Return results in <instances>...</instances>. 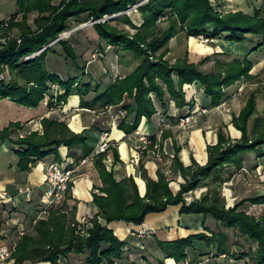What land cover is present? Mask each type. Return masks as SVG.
Segmentation results:
<instances>
[{
  "label": "trees",
  "instance_id": "trees-1",
  "mask_svg": "<svg viewBox=\"0 0 264 264\" xmlns=\"http://www.w3.org/2000/svg\"><path fill=\"white\" fill-rule=\"evenodd\" d=\"M142 1L145 2L138 7L142 24L134 27V35L118 30L109 22L93 26L100 41L129 52L140 60L131 74L115 80L102 92L99 93V84L92 87L90 83L76 91L78 77L62 80L58 75L50 73L45 60L48 54L54 53L52 48L34 56L68 31L71 19L85 16L86 21L100 20L105 16L125 12ZM32 14H35L33 26L28 23ZM120 20L132 25L126 14ZM159 20L163 22L159 23ZM5 23L0 21V40L6 39L5 43L0 42V75L7 73L9 79H0V99H8L27 108H38L46 94H49L50 83H56L64 89L56 97L58 104H65L69 96L76 94L81 98L82 107L87 106L83 99L91 91L99 93L92 102L99 103L101 107L118 106L128 98L132 104L122 106L126 116L118 125V129L125 135L134 133L142 118L149 121L157 113L152 94L164 112L167 108V94L178 108H182L185 106L184 86L197 83L204 88V95L211 99V106L217 107L226 89L242 78L255 79L249 74L252 64L246 59L219 65L215 73L199 70L197 65L189 63L187 56L170 64L164 60L167 51L165 47L176 35L184 33L188 38L204 36L213 40L223 36L233 43H244L250 35L259 38L250 53L264 46L263 10H255L253 15L242 12L222 14L209 0H60L58 4L54 0H16V12L8 20L6 28ZM14 29L19 31V37L10 38L9 34ZM57 44L65 59L77 61L67 41L60 40ZM48 105H53V102L50 101ZM255 113V95L252 93L239 115L233 117V125L241 132L240 140L226 145L225 140L219 137L215 146H207L208 160L204 165L193 162L191 166H184L178 157L180 149L174 147L172 169L184 180L175 194L164 173L159 169H146L141 160L138 170L146 183L145 195L141 197L133 177L117 181L113 171H107L103 161L108 153H111L114 163L119 162L116 148L95 155L94 165L103 187L97 188L99 194H92V202L98 213L90 219L91 227L85 230L79 228L75 220L76 206H69L67 198L61 206L50 211L47 219L37 222L32 234L18 241L13 255L15 262L60 264L63 258L75 253L85 254L83 264H116L123 258L126 243L108 227L110 223L141 225L148 214L164 212L169 206H180V214L210 216L224 228L237 229L257 244L256 251L249 254L253 263L264 264V218L256 219L239 211L245 203L264 205V194L242 199L231 209H226L219 193L213 191L189 203L184 199L185 194L202 187L208 179L213 183L225 181L222 176L224 167L230 165L240 169L243 154L255 152L259 159L264 158V116L256 118L251 131H248V122ZM129 117H133L131 124L127 123ZM41 125L42 133L32 132L16 139L11 137L13 131L22 127L20 123H10L0 129V142L9 141L17 147V166L21 172L30 171L38 162L50 156L59 162L60 147L79 151V156L70 154L77 162L93 154L94 149L87 143L88 138L74 133L67 124L44 118ZM169 135L164 132L162 139ZM197 241H204L208 249L213 246L216 249L215 257L228 251L227 237L223 232L211 238L201 233L158 243V246L178 264L186 260L187 250L193 249ZM209 254L208 251L205 255Z\"/></svg>",
  "mask_w": 264,
  "mask_h": 264
},
{
  "label": "crops",
  "instance_id": "crops-1",
  "mask_svg": "<svg viewBox=\"0 0 264 264\" xmlns=\"http://www.w3.org/2000/svg\"><path fill=\"white\" fill-rule=\"evenodd\" d=\"M131 13L128 16L132 25L140 27L142 24L140 12ZM122 16H119L114 22H119L123 28L130 30V32L135 31L134 27L121 22ZM34 18L35 14H32L28 20L29 25L33 26ZM75 22L77 24L84 23L86 22V17L71 19L70 25ZM75 34L72 37V47L75 50L79 48L82 52H86L85 55L81 54L83 57L79 59L85 64L83 70H76L75 72L73 70V73L65 72V74L47 70L58 75L62 80L69 77H78V83L75 87L76 91L82 88L83 85L90 83L92 87L99 84L101 86L100 93L108 85L114 83L115 80L125 78L136 69L137 61L126 63L124 61L125 54L120 52L119 48L100 41L94 28L79 30ZM17 37L14 36V38ZM194 40L190 39L191 45ZM213 42L215 46L207 47L206 50H200L199 52H197V45L193 44L192 51L195 53L194 56L210 55L214 51L220 54L225 52L224 50L231 52V46H237L238 49L242 48L240 44L233 45L230 42H227L230 46L225 45L226 42L223 36L220 39L213 40ZM96 50L102 53V57L98 62L90 63V55ZM262 50L263 48L258 50L261 57L263 56V53L260 52ZM248 53L249 50L244 54L249 55L248 59L250 61L258 55L257 52ZM244 54L243 56H245ZM252 63V74L256 75L255 73L264 69V56L257 62L253 60ZM184 92L185 106L182 108H178L168 94L166 95L167 108L165 112L152 94L151 98L157 113L149 121L142 118L138 129L128 135L119 130L118 125L126 116V110L122 108V105L132 104V101L125 99L122 105L101 107L99 103L92 102L99 94L93 91L83 99L87 103V106L84 107L81 105L80 96L76 94L69 96L66 103L58 108H51L45 100L38 108H27L16 105L15 102L8 99H0V129L5 128L10 123H20L22 127L13 131L11 137L16 139L17 137L23 138L32 132L41 133V121L44 118L63 122L74 133L85 135L88 138L87 143L93 147V154L102 142L104 135L107 134L110 147L116 148L119 155V162L114 163L111 153L108 154L107 160L103 162L107 171H113L117 181L133 177L138 186L140 196L143 197L146 192V183L142 179L138 168L129 164L131 158L137 154L139 136L143 135L152 138L157 136L162 130H170V136L166 141L167 152L174 153V147H178L180 149L178 157L184 166H190L193 161L203 165L208 160L207 146L217 143L218 126L221 125L222 121L229 125L226 120L235 112L231 110L232 108L228 110L224 109V107H231L232 102H236L235 99L240 97L235 88H229L227 99H225L228 101H224L222 105L214 108L211 106V99L204 95L202 86L198 84L186 85L184 86ZM231 94L233 96L229 98ZM195 105L207 110V113L205 115L196 114L193 122L189 125L188 132L184 133L177 127L178 118L188 114ZM132 121L133 117L127 119L128 124H131ZM230 131L232 136L238 138L239 133L235 129L230 127ZM16 150L17 147L9 141L0 142V246L13 243H16L17 246L18 241L22 238L18 235L20 230H24L25 235L32 234L34 228L32 222L40 210V198L46 188L43 164L56 162L53 156H50L38 162L30 171L23 173L17 166L18 156L15 153ZM58 152L60 157L58 164L75 168V173L69 182L63 203L69 198L66 202L69 206H76L75 220L78 222L79 228L88 229L91 227L90 219L98 213L97 207L92 202V194H99L100 191L97 188L103 187L98 170L94 165V158L88 159L85 164H81L83 159L77 162L70 155L73 153L79 156V151L60 147ZM255 161L258 168H264V158H255ZM142 163L146 169H154V159L152 157L143 158ZM177 178L179 179L180 176ZM27 187L31 190L30 201L28 202H26L25 192ZM2 193H5L6 196H1ZM263 193H259L256 196ZM179 210L180 206H169L164 212L148 214L141 225L124 222L110 223L108 227L113 230L121 241L126 243L123 248V258L116 264H177L174 259L166 256L158 246V243L172 242L201 233L207 238H211L212 235L218 233L217 229H221L219 223L210 216L180 214ZM205 244L204 241L195 242L194 248L187 250L186 260L178 264H195V262L205 257L208 251L212 255L215 254L216 249L213 246L208 249ZM240 251L243 250L241 249ZM84 258L85 254L71 253L66 258H63L60 264H83ZM247 260L248 258L237 260L236 264H246ZM12 264L17 263L14 260ZM22 264L50 263L26 261Z\"/></svg>",
  "mask_w": 264,
  "mask_h": 264
},
{
  "label": "rangeland",
  "instance_id": "rangeland-1",
  "mask_svg": "<svg viewBox=\"0 0 264 264\" xmlns=\"http://www.w3.org/2000/svg\"><path fill=\"white\" fill-rule=\"evenodd\" d=\"M59 1L60 0H54V3L58 4ZM15 2H16V0H0V20L1 21H5L8 24V20L11 18V15L14 14L16 11ZM144 2L145 1H142L141 4H143ZM209 3L218 12H220L222 14L242 12V13L247 14V15H253L254 11L259 10V9L263 10V12H264V0H209ZM138 7L136 9H132L133 7L128 8L130 10L126 11V13H125L127 15V17L129 18L128 15H131L132 14L131 12L138 11ZM120 16H122V15H120ZM118 17H119L118 14L112 15V16H105L104 18L100 19V21H102V22H99V23L109 22L110 25H112L113 27H116L118 30L123 31V32L129 34L130 36L134 35V33L136 31L130 32V30L123 28L119 22H114V20L117 19ZM17 18L19 19V16ZM91 21H94V20L86 21V22L81 23V24H77V22L71 24L70 29L68 31L64 32L63 34H61L57 38V39L60 38L58 41L56 39L53 42L48 43L44 48H42L40 50L42 52L47 48L53 49L54 53L48 54L47 56H49V57L48 58L46 57L47 59L45 60L46 68L49 71H53V72L58 71L59 73L65 74V72L73 73V70H74V72L76 70H78V71L83 70V67L85 66V64L83 62L79 61V59L82 58L83 57L82 55H85L86 52H82V50L79 48L75 50L72 47V44H73L72 43L73 42L72 37L74 35H76L75 33L78 32L79 30H86L88 28H93V26L95 24L90 25ZM96 21H98V20H96ZM160 22L162 23L163 21L159 20V23ZM7 26H5V28ZM130 26L134 27L133 25H130ZM14 36L19 37V31L17 29H14L9 34L10 38H14ZM190 39H195L192 42H194L193 44L197 45V47H198L197 52H199L200 50H206L207 47H211L214 45L213 39L209 38L210 42L208 44H204L201 42L200 36L197 38H195V37L188 38V37H186V35L184 33H182V34L180 33V34L176 35L175 37H173L169 41V43L166 45L165 49L167 51H166V54L164 56V60L168 61L170 64H173L176 60L183 59L185 56H187L189 63L197 65L199 70H201L205 73H215L218 71L219 65L220 66L228 65V64H231L234 60H243V59L248 60L252 64V69H253L252 61L254 60V62H257L258 60H261L262 57L264 56V46L262 47L263 50L260 51L261 53H263L262 57H261V55H259L258 50L255 51V52H257L258 55L255 56V59H253L252 61H250L248 59L249 55L244 54L248 50H249L248 54H251L250 53L251 50L259 42L258 37H254V36H250V35H248V40L244 43L230 42V43H233V45L234 44H240L242 46L241 49H238L237 46H231V48H232V49H230L231 52L229 50H227V51L224 50L225 52L220 54V53L214 51L210 55L204 54V55L197 56V57L194 56L195 53H193V51H192L193 44L191 45ZM223 39L226 42L225 45H228L227 42H229V41L225 40V38H223ZM60 40L67 41L69 43V45L73 48V50L77 56L76 62L65 59V57L63 56L61 47L57 44ZM5 41H6V39L0 40V42H2V43H5ZM228 46H230V45H228ZM119 50H120V52H123L125 54L124 61L126 63H130L131 61H137L138 65H139L140 60L135 59L133 54L126 52V51H122L120 48H119ZM96 51H98V50H96ZM96 51L92 52V54L90 55V63L91 62H94V63L98 62L101 59L102 53L100 51H98V52H100L101 57H97L96 59L92 58V55ZM243 54L245 56H243ZM235 57H237V58H235ZM193 61H195V62H193ZM252 69H251L249 74H250V76L254 77L255 79L248 80V79L242 78L239 82H237L235 85L230 87V88H235L237 94L240 97L235 99L236 102H232L233 104L231 105V107H224V109H228V110H230L229 108H232L231 110H234L236 112V113L233 112L232 113L233 115L229 119L226 120L227 122H229V125L227 123H225V121L221 120L222 121L221 125L218 126V131H217L218 139H219V137H222L225 140L226 145L232 144V143L240 140V138H241V132L233 125V117L238 116L239 113L241 112V110L245 107L246 101H247L250 94L253 93L255 95L256 113L248 122V131L249 132L251 131L253 121L256 118H260V117L264 116V69L259 71L258 73H255L256 75L252 74ZM3 78H5L6 80L9 79L7 76V73L5 75H0V79H3ZM194 84H197V83H194ZM241 87H242V91H239V89ZM61 89H62L61 92L63 93L64 89L63 88H61ZM228 89L225 90V96L223 97L220 105H222L224 101H228V100H225V99H227ZM203 92H204V88H203ZM232 96H233V94H231L230 97L229 96L228 97L231 98ZM50 99H52V98L50 97L49 99L46 100L47 104L50 103ZM125 99H128V98H125ZM122 103L120 105H122ZM63 105H64V103L58 104L57 100H56V102L53 103V105H48V106H50L51 108H58V107H62ZM123 105H125V104H123ZM1 106H3V105H1ZM202 110H205V109H202L201 107L195 105V107L192 110H190L188 114L184 115V116L190 115L193 118L191 120V122L184 129L179 128L178 122H177V127L179 128V130H181L184 133L188 132L189 125L193 122L195 115L196 114H201V115L204 114L205 115L207 113V110H205L206 111L205 113H202ZM181 117H183V116H181ZM179 118H178V120H179ZM229 126L233 129H235L239 133L238 138L232 136V133L230 131ZM164 132H167L170 134L171 131L170 130H162L161 132H159V134L157 136L152 137L153 139L151 138V141H153V145H149L147 151H144V152H142L141 155H139L138 165L136 167L139 169L140 162L143 158L152 157L154 159V170L159 169V170H161V172L164 173V175L168 179L170 189L173 190L172 192L175 194L179 190V185L181 183H183L184 180L181 178V176L178 173H176L172 169V161L174 159L175 152L174 153L173 152L172 153L167 152L166 141H167L168 137L165 139H162V134ZM217 143H218V140H217ZM215 145H208V146H215ZM110 148H112V147H110V144H109V148L107 149V151H109ZM151 151H154V153L153 154L150 153ZM143 154H145V157ZM107 158H108V156H107ZM107 158L105 160H107ZM242 158H243V163H242V165H241L242 167L240 169H237L235 166H230V165L224 167V171H223L222 176L224 177L225 181H223L221 183H213V181L211 179H208L205 181V183L202 187H199L196 190L185 194L184 195L185 201L189 203V202H192L193 200H199L203 195L207 194L209 191H213V193H215V194L219 193L220 199L223 202L225 208L231 209L235 206V204L240 202L242 199L252 198V197H255L259 193H263L264 192V168H258L257 167V163L255 161V158H258L257 153H255V152L247 153V154L245 153L242 155ZM133 166H135V165H133ZM178 176H180L179 179L177 178ZM204 187H206V188H204ZM263 194H261V195H263ZM239 211H242L245 214L252 216L256 219L264 218V205H252L249 203H245L239 209ZM219 226L221 227V229H217V231L223 232L227 237V250L228 251L225 255L227 256V258L232 259L233 263H227L226 261L219 259L218 257H215L214 254L213 255L209 254V255H206L207 257L211 256V261L209 262V264H213V263H216V264H226V263L227 264H236L237 260H239V261L242 259L245 260V258H248L246 264H254L253 260L250 258L251 255H249V254L256 251L257 244L255 242L248 240L237 229L224 228L220 225V223H219ZM241 249L243 251H240ZM247 251H249V252H247ZM241 257H243V258H241ZM13 259H14V257H13ZM197 262H195V264ZM218 262H220V263H218Z\"/></svg>",
  "mask_w": 264,
  "mask_h": 264
},
{
  "label": "built area",
  "instance_id": "built-area-1",
  "mask_svg": "<svg viewBox=\"0 0 264 264\" xmlns=\"http://www.w3.org/2000/svg\"><path fill=\"white\" fill-rule=\"evenodd\" d=\"M141 3L133 6L132 9H136ZM130 10V9H129ZM163 20V19H162ZM161 21V20H160ZM102 22L100 20L98 21H91L90 25L96 24ZM5 26H7V22L5 23ZM60 39V38H59ZM57 39V41L59 40ZM201 42L204 44H208L210 42V39L205 38L203 36H200ZM41 51L37 52L34 56H37L40 54ZM33 56V57H34ZM97 57H101L100 52L96 51L92 58L96 59ZM30 58V57H28ZM27 58V59H28ZM49 94H46L45 101L49 99L53 103L56 102V97L58 94H61L62 89L61 86L56 83H50L49 85ZM239 91H242V87L239 89ZM205 110H202V113H205ZM192 116H183L180 117L178 120V127L184 129L192 120ZM139 146L137 148V154L135 157L131 158L129 161L130 165H138V157L142 154V152L147 151L149 145H153V141H151V138L148 136L140 135L138 138ZM109 148V142H108V135L105 134L102 142L99 144L98 148L96 149V152L92 156H88L85 159L81 161V164H85L88 159L94 158L95 155L104 153ZM150 153H154V151H151ZM45 168V185L46 188L44 189L41 198H40V210L38 214L33 219V226L37 224L39 220L47 219L49 217L50 211L52 209H56L59 206L62 205L65 196L68 191L69 182L71 181L72 175L75 173V168L72 166H63L61 164H58L57 162L53 163H44ZM26 192V202L30 201V195L31 190L27 187L25 188ZM1 196H6L5 193H2ZM11 200V199H10ZM18 235L20 237L25 236L24 230H20L18 232ZM16 251V243L13 244H3L0 246V264H12L13 254ZM219 259H222L226 261L227 263H233V260L230 258H227L225 254H221L218 256ZM211 261V256L204 257L201 260H199L196 264H209ZM189 264V263H186Z\"/></svg>",
  "mask_w": 264,
  "mask_h": 264
},
{
  "label": "water",
  "instance_id": "water-1",
  "mask_svg": "<svg viewBox=\"0 0 264 264\" xmlns=\"http://www.w3.org/2000/svg\"><path fill=\"white\" fill-rule=\"evenodd\" d=\"M129 9H127L126 11H128ZM126 11L125 12H122V13H120V14H118L119 16L120 15H123V14H125L126 13Z\"/></svg>",
  "mask_w": 264,
  "mask_h": 264
},
{
  "label": "bare ground",
  "instance_id": "bare-ground-1",
  "mask_svg": "<svg viewBox=\"0 0 264 264\" xmlns=\"http://www.w3.org/2000/svg\"><path fill=\"white\" fill-rule=\"evenodd\" d=\"M142 185V184H141Z\"/></svg>",
  "mask_w": 264,
  "mask_h": 264
}]
</instances>
